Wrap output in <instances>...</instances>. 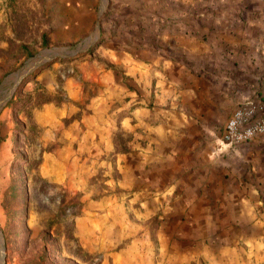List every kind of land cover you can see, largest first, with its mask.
Returning a JSON list of instances; mask_svg holds the SVG:
<instances>
[{"label": "rangeland", "instance_id": "obj_1", "mask_svg": "<svg viewBox=\"0 0 264 264\" xmlns=\"http://www.w3.org/2000/svg\"><path fill=\"white\" fill-rule=\"evenodd\" d=\"M98 46V0H0V264H223L166 218L176 205L128 156L127 77L119 66L121 85L98 81ZM71 80L102 120L79 157L58 147Z\"/></svg>", "mask_w": 264, "mask_h": 264}, {"label": "crops", "instance_id": "obj_2", "mask_svg": "<svg viewBox=\"0 0 264 264\" xmlns=\"http://www.w3.org/2000/svg\"><path fill=\"white\" fill-rule=\"evenodd\" d=\"M98 40V81L121 85L112 68L125 70L138 141L127 154L142 156V179L176 205L166 218L206 238L223 264H264V133L232 147L220 140L238 102L264 91V0H98ZM68 88L58 147L85 156L86 125L102 120L95 109L87 116L81 83Z\"/></svg>", "mask_w": 264, "mask_h": 264}, {"label": "built area", "instance_id": "obj_3", "mask_svg": "<svg viewBox=\"0 0 264 264\" xmlns=\"http://www.w3.org/2000/svg\"><path fill=\"white\" fill-rule=\"evenodd\" d=\"M264 133V91L238 102L220 136L223 144L232 147Z\"/></svg>", "mask_w": 264, "mask_h": 264}, {"label": "trees", "instance_id": "obj_4", "mask_svg": "<svg viewBox=\"0 0 264 264\" xmlns=\"http://www.w3.org/2000/svg\"><path fill=\"white\" fill-rule=\"evenodd\" d=\"M44 41H45V39H44Z\"/></svg>", "mask_w": 264, "mask_h": 264}]
</instances>
